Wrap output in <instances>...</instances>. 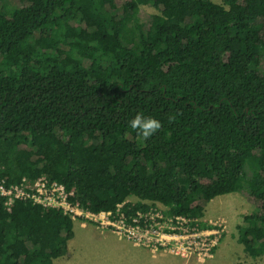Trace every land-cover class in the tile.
<instances>
[{
    "label": "trees",
    "instance_id": "16d2710c",
    "mask_svg": "<svg viewBox=\"0 0 264 264\" xmlns=\"http://www.w3.org/2000/svg\"><path fill=\"white\" fill-rule=\"evenodd\" d=\"M136 2L0 0L1 179L44 174L93 213L160 204L193 222L247 194L238 242L264 257V0ZM137 114L160 129L142 138ZM73 225L0 200V264H54Z\"/></svg>",
    "mask_w": 264,
    "mask_h": 264
},
{
    "label": "built area",
    "instance_id": "2783aa9c",
    "mask_svg": "<svg viewBox=\"0 0 264 264\" xmlns=\"http://www.w3.org/2000/svg\"><path fill=\"white\" fill-rule=\"evenodd\" d=\"M73 198L74 190L67 191L63 184L49 180L44 174L34 180L24 177L12 185H7L0 177V200L7 212H11L15 202H29L44 209L58 210L73 223L90 222L153 255L195 258L200 263L210 259L212 251L219 246L222 235L219 228H201L199 221L170 216L167 211L164 214L152 207L130 215L122 212V205L113 212L93 213L82 208Z\"/></svg>",
    "mask_w": 264,
    "mask_h": 264
},
{
    "label": "rangeland",
    "instance_id": "374dc122",
    "mask_svg": "<svg viewBox=\"0 0 264 264\" xmlns=\"http://www.w3.org/2000/svg\"><path fill=\"white\" fill-rule=\"evenodd\" d=\"M128 1L132 9L138 5L136 0ZM138 8L139 16L145 22L148 21L150 15L156 13L153 8L146 5H140ZM45 151L46 149L42 148L37 151V154H43ZM128 201L130 203L137 202L135 198H130ZM258 206L257 201L243 193H232L209 200L205 206L204 217L199 223L206 224L209 228H219L222 232L219 246L212 251V257L206 259L205 262L200 263L195 258H190L187 264H264V257L256 259L249 257L244 251L243 245L238 242L237 227L242 224L243 217L254 213ZM152 208L164 214L167 211L160 204H155ZM73 232L72 246L75 247L76 253H78L76 264L117 263V259L113 258H111L112 262H108L111 256L103 251L113 242L115 244L116 239L111 237L112 235L107 236L105 232L97 231L91 224L87 228L81 229L79 224L74 223ZM120 244V246H123L127 243L120 242ZM63 259L64 257L54 260V264L61 263ZM173 260L179 261L178 259Z\"/></svg>",
    "mask_w": 264,
    "mask_h": 264
},
{
    "label": "crops",
    "instance_id": "0c3cea01",
    "mask_svg": "<svg viewBox=\"0 0 264 264\" xmlns=\"http://www.w3.org/2000/svg\"><path fill=\"white\" fill-rule=\"evenodd\" d=\"M89 224L93 225L90 222H85V223H80L79 227L81 229H84V228H87ZM93 226L95 227L97 231H102V233L105 232L107 236L112 235L111 237L116 239L115 244L117 245H115L113 242L112 245L108 246L107 248H104L103 250L104 252L108 254V256H111L108 259V262H112L111 258H113V259H117L116 264H177L178 262L179 264L188 263L189 259L175 258L167 254L153 255L146 249H142V248L133 246L130 243L119 240L114 234L110 233L109 231L100 230L95 225ZM72 241L73 239L69 241L68 247H67V253L64 256V259L62 260V262L59 264H76L78 253H76L75 247L72 246ZM120 242H124L127 244L120 246L121 245ZM170 257L173 259H178L179 261L177 262V260L176 261H174L173 259L171 260Z\"/></svg>",
    "mask_w": 264,
    "mask_h": 264
},
{
    "label": "clouds",
    "instance_id": "9594fccd",
    "mask_svg": "<svg viewBox=\"0 0 264 264\" xmlns=\"http://www.w3.org/2000/svg\"><path fill=\"white\" fill-rule=\"evenodd\" d=\"M130 126L132 129L137 130L139 136L148 139L160 129L161 123L154 118H145L142 115L137 114L135 118L130 121Z\"/></svg>",
    "mask_w": 264,
    "mask_h": 264
}]
</instances>
